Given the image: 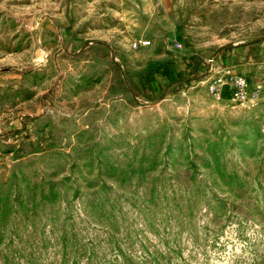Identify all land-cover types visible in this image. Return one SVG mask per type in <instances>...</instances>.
<instances>
[{
    "label": "rangeland",
    "instance_id": "obj_1",
    "mask_svg": "<svg viewBox=\"0 0 264 264\" xmlns=\"http://www.w3.org/2000/svg\"><path fill=\"white\" fill-rule=\"evenodd\" d=\"M0 264H264V0H0Z\"/></svg>",
    "mask_w": 264,
    "mask_h": 264
},
{
    "label": "built area",
    "instance_id": "obj_2",
    "mask_svg": "<svg viewBox=\"0 0 264 264\" xmlns=\"http://www.w3.org/2000/svg\"><path fill=\"white\" fill-rule=\"evenodd\" d=\"M210 62L213 61V59L209 60ZM222 82V84H225V81H222V79H218ZM232 87L231 95L233 99L243 101L247 97V89H246V82L242 77H235L232 78L231 83H229Z\"/></svg>",
    "mask_w": 264,
    "mask_h": 264
},
{
    "label": "trees",
    "instance_id": "obj_3",
    "mask_svg": "<svg viewBox=\"0 0 264 264\" xmlns=\"http://www.w3.org/2000/svg\"><path fill=\"white\" fill-rule=\"evenodd\" d=\"M86 45V43L83 45V47ZM227 87V86H226ZM214 143H212L211 145H213ZM213 161L215 163V166L217 167V172H219L218 166H219V156L217 155H213Z\"/></svg>",
    "mask_w": 264,
    "mask_h": 264
}]
</instances>
